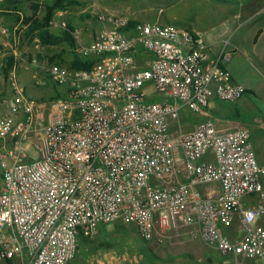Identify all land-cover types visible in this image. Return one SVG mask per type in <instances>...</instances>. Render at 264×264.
I'll return each mask as SVG.
<instances>
[{
    "label": "built area",
    "instance_id": "built-area-1",
    "mask_svg": "<svg viewBox=\"0 0 264 264\" xmlns=\"http://www.w3.org/2000/svg\"><path fill=\"white\" fill-rule=\"evenodd\" d=\"M94 11L102 28L76 47L96 59L93 67L47 68L64 96H27L16 63L7 75L0 264H69L80 236L119 220L145 240L200 238L232 257L225 264H264V164L249 129L222 128L212 116L191 130L181 123L183 110L205 113L214 97L235 102L246 88L190 29ZM30 23L23 18L14 31ZM50 28L67 30L68 22L54 18ZM10 32L0 16V33ZM253 195L260 199L245 205Z\"/></svg>",
    "mask_w": 264,
    "mask_h": 264
},
{
    "label": "crops",
    "instance_id": "crops-1",
    "mask_svg": "<svg viewBox=\"0 0 264 264\" xmlns=\"http://www.w3.org/2000/svg\"><path fill=\"white\" fill-rule=\"evenodd\" d=\"M47 1L50 0H5L4 3H0V16L11 31L9 36L0 33V47L8 52L6 56L0 55V98L9 90L8 80L3 75V68L9 57H13L21 83L30 98L46 101L53 95L64 96L66 93V88L61 86V89L52 93L50 98L35 97L29 92L27 84L37 88L42 86V83L45 84L42 75L47 73V68L53 62H62L70 66L74 54L69 42L44 45L37 32L31 33L29 28L14 31L20 20L33 14L32 4H41V10L37 13L41 15L42 6ZM81 1L82 4L58 10L53 17V19H63L68 22V28H72L71 33L76 47L79 44L92 42L102 28L96 20L93 2ZM156 1L157 6L160 7V15L154 22L182 26L201 35L213 55L224 57L222 64L231 71L233 80L246 88V92L235 101L236 106L233 112L223 108V100L214 97L207 111L201 113L200 121L212 116L222 128L249 129L257 159L264 164V146H256L255 138L257 127L262 126L258 121H264V0ZM126 3V6H121L114 4L112 0H105V2L97 0L95 4L97 9L125 15L134 22L148 21L133 16L135 11L131 12L129 8L134 4L128 0ZM34 56L39 59L38 65L29 62V59ZM52 58L55 61H52ZM6 113L8 109L0 101V115ZM184 113L188 121L193 120L194 113L187 109ZM197 123L193 124L192 129ZM210 188L212 185H205L202 189L206 193ZM259 199L258 195H253L246 197L244 202L245 205H252ZM259 220L263 222L264 218ZM237 223L235 218L230 225L231 234ZM243 262L244 264H263L262 260L250 258H244Z\"/></svg>",
    "mask_w": 264,
    "mask_h": 264
},
{
    "label": "rangeland",
    "instance_id": "rangeland-1",
    "mask_svg": "<svg viewBox=\"0 0 264 264\" xmlns=\"http://www.w3.org/2000/svg\"><path fill=\"white\" fill-rule=\"evenodd\" d=\"M86 1H92L94 4H92L93 8L97 10V6L95 4L97 0ZM112 1L116 5H127L126 0ZM148 1L152 2L154 5ZM103 2H105V0H103ZM128 2H132L134 4L135 7L132 6L129 8V11L130 9L131 12L135 11L133 16L136 18L154 22L156 17L160 15V7L157 6L156 0H128ZM42 79L45 81V84L42 83V86H39V88L27 84V88L33 96H44L45 98H50L52 93L54 94L57 90L61 89V85L50 78L48 73L43 74ZM46 101L51 100L47 99ZM223 105V108H226L231 112L234 111L236 106L235 102H224V100ZM200 115L202 114H192V121H188L189 119L187 117L185 121L182 119V126L184 125L185 127H182V129H192L193 124L201 120L202 116ZM186 123L188 124L187 127L185 126ZM258 123L262 126L261 128L257 127V130L255 131L256 146L262 147L264 146V121L261 120L258 121ZM250 127L253 130V125ZM173 133L174 136H176L178 134V128H174ZM239 219L240 218L237 216L236 223ZM117 222L124 224L127 229H117ZM174 234L176 233H172V235ZM102 235H106V243H103V239H101ZM139 237L140 235L138 230L132 223L119 220L103 225L95 236L89 238L82 244L81 251L69 264H141L143 256L134 245L135 239H141ZM145 241L151 242L156 247L157 252L162 258L158 264H225L227 260L232 259V257L221 254L215 247L204 243L200 238L188 239L185 237L172 238L170 240L152 239ZM222 258L223 262L221 263L220 259Z\"/></svg>",
    "mask_w": 264,
    "mask_h": 264
},
{
    "label": "trees",
    "instance_id": "trees-1",
    "mask_svg": "<svg viewBox=\"0 0 264 264\" xmlns=\"http://www.w3.org/2000/svg\"><path fill=\"white\" fill-rule=\"evenodd\" d=\"M76 4H82V1L81 0H50L43 4L41 15L37 14L38 11L41 10V4L39 3L32 4L33 14L29 17L25 16L24 19L27 22H31L29 27V32L31 33L37 32V34L40 36L41 42L44 45L61 44L64 41L69 42V45L72 47L74 54V58L70 64L71 68L91 69L95 64L96 59L80 57V55L76 51V42L71 33L72 28H68L67 30H63L57 33L52 31L50 28V22L58 10L67 9L68 7H71ZM133 22L134 21H132V23ZM51 60L55 61L54 58H52ZM13 65H14V59L13 57H9L6 62V65L3 68V75L5 76V78H7L9 70L13 67ZM60 97H62V95H53L50 98V100L58 99ZM182 119L184 121L186 119V113L184 115V110L181 113V123H182ZM103 225H101L99 229H101ZM116 228L119 230L127 229L126 226L121 222L116 223ZM230 228H231L230 226L225 228V232L229 235L231 234ZM88 239H89L88 237L80 236L78 253L81 251L82 244ZM101 239H103V243H106V235H102ZM134 245L138 248L139 252H141L143 256V259L141 260V264H158V262L162 259L159 253L157 252L156 247L151 242L145 241L143 240V238L135 239ZM220 262L221 263L223 262V258L220 259Z\"/></svg>",
    "mask_w": 264,
    "mask_h": 264
}]
</instances>
